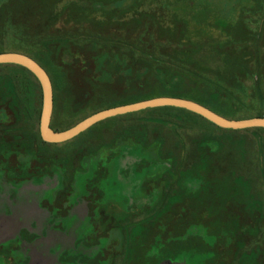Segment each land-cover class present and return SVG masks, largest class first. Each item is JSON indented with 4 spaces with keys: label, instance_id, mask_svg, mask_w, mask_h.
I'll return each instance as SVG.
<instances>
[{
    "label": "rangeland",
    "instance_id": "374dc122",
    "mask_svg": "<svg viewBox=\"0 0 264 264\" xmlns=\"http://www.w3.org/2000/svg\"><path fill=\"white\" fill-rule=\"evenodd\" d=\"M10 50L48 71L56 131L152 90L264 115V0H0ZM19 67L0 65V264H264V131L144 110L47 144Z\"/></svg>",
    "mask_w": 264,
    "mask_h": 264
},
{
    "label": "water",
    "instance_id": "95a60500",
    "mask_svg": "<svg viewBox=\"0 0 264 264\" xmlns=\"http://www.w3.org/2000/svg\"><path fill=\"white\" fill-rule=\"evenodd\" d=\"M16 65L29 71L38 81L41 89V109L38 131L41 140L47 144H60L72 140L95 124L107 119L148 109L171 107L182 109L200 116L214 126L224 130L264 129V117L248 119H227L194 101L175 97H155L127 105L111 107L89 115L74 126L55 131L50 127L53 112V89L46 71L27 55L7 52L0 53V65Z\"/></svg>",
    "mask_w": 264,
    "mask_h": 264
},
{
    "label": "trees",
    "instance_id": "16d2710c",
    "mask_svg": "<svg viewBox=\"0 0 264 264\" xmlns=\"http://www.w3.org/2000/svg\"><path fill=\"white\" fill-rule=\"evenodd\" d=\"M10 52H17V53H21V54H24V55H27L29 56L30 58H32L34 61L37 62V59L32 57L31 55L29 54H26L24 53L23 51L21 50H10ZM45 71L46 73L48 74V71L45 69V67L40 64L39 62H37ZM21 68L22 70L28 72L26 69L22 68V67H19ZM29 73V72H28ZM30 74V73H29ZM49 76V74H48ZM50 78V77H49ZM51 81V80H50ZM195 84L201 86L208 94H217L220 92V87H219V83L218 82H213V81H210V80H205L204 78H201V79H198ZM132 95V94H131ZM155 97H175V98H183V99H188V100H191V101H194L196 103H199L200 105L210 109L211 111L215 112L216 114L222 116V117H225L227 119H243V118H235V117H231L229 114L223 112V111H220L219 109H217L215 106L207 103L205 101L202 102L201 100L195 98V97H190V96H182V95H177V94H159V93H156V91L153 92V90L149 93H141L140 95H132L130 97H127V98H123V100L119 101L118 103H115V104H111V105H108L106 107H103V108H100L99 110H96L95 112H93L92 114L98 112V111H101L103 109H107V108H111V107H116V106H121V105H127V104H131V103H136V102H139V101H144V100H148V99H152V98H155ZM145 111H166V112H177V113H180V114H186L187 116H191V117H196V118H200L202 120H204L203 118H201L200 116H197L193 113H190L188 111H185V110H182V109H176V108H171V107H163V108H155V109H148V110H145ZM91 115V114H90ZM130 115V114H128ZM89 116V115H88ZM86 116V117H88ZM84 117V118H86ZM252 117H264V115H256V116H252ZM251 117V118H252ZM83 118V119H84ZM52 119H53V116L51 118V123H52ZM82 119V120H83ZM245 119V118H244ZM205 122L209 123L208 121L204 120ZM50 123V127L56 131V129H54L52 127V124ZM211 124V123H209ZM212 126H214L213 124H211ZM216 127V126H215ZM217 128V127H216ZM260 131H264V129H259ZM226 131H230V130H226ZM150 209V208H148ZM169 251L166 252L165 250V255H164V258H169L170 256H166V253H168ZM177 256L174 255L173 257L171 258H175ZM164 260V259H162ZM166 260V259H165ZM157 264L160 262L156 261Z\"/></svg>",
    "mask_w": 264,
    "mask_h": 264
},
{
    "label": "flooded vegetation",
    "instance_id": "af4514ba",
    "mask_svg": "<svg viewBox=\"0 0 264 264\" xmlns=\"http://www.w3.org/2000/svg\"><path fill=\"white\" fill-rule=\"evenodd\" d=\"M27 158H28V157H25L24 160L28 161ZM29 158H30V157H29ZM29 160H30V159H29ZM26 165H27L28 167L32 166V165L28 164V162H26ZM23 167H25V164H23ZM0 170L6 171L7 175H9L8 170H6V169H4V168H0ZM20 171H22V170L20 169ZM18 173H19V172H17L15 175H17ZM15 175H13V176H15ZM9 176H12V175H9ZM200 254H202V253H200ZM165 261H166L165 259H164V261L161 260V263L164 264ZM163 262H164V263H163Z\"/></svg>",
    "mask_w": 264,
    "mask_h": 264
},
{
    "label": "crops",
    "instance_id": "0c3cea01",
    "mask_svg": "<svg viewBox=\"0 0 264 264\" xmlns=\"http://www.w3.org/2000/svg\"><path fill=\"white\" fill-rule=\"evenodd\" d=\"M146 210V209H145Z\"/></svg>",
    "mask_w": 264,
    "mask_h": 264
}]
</instances>
